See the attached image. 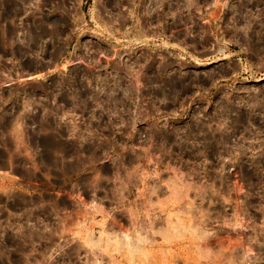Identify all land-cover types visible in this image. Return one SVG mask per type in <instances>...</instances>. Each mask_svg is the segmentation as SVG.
<instances>
[{"label": "rangeland", "instance_id": "1", "mask_svg": "<svg viewBox=\"0 0 264 264\" xmlns=\"http://www.w3.org/2000/svg\"><path fill=\"white\" fill-rule=\"evenodd\" d=\"M0 264H264V0H0Z\"/></svg>", "mask_w": 264, "mask_h": 264}]
</instances>
